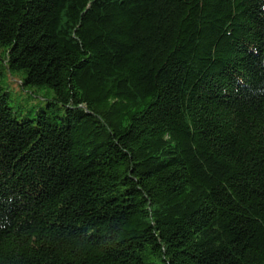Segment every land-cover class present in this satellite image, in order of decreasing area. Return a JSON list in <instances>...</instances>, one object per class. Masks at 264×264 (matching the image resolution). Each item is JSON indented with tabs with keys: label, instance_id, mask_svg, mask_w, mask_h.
Instances as JSON below:
<instances>
[{
	"label": "trees",
	"instance_id": "16d2710c",
	"mask_svg": "<svg viewBox=\"0 0 264 264\" xmlns=\"http://www.w3.org/2000/svg\"><path fill=\"white\" fill-rule=\"evenodd\" d=\"M0 264H264V0H0Z\"/></svg>",
	"mask_w": 264,
	"mask_h": 264
},
{
	"label": "rangeland",
	"instance_id": "374dc122",
	"mask_svg": "<svg viewBox=\"0 0 264 264\" xmlns=\"http://www.w3.org/2000/svg\"><path fill=\"white\" fill-rule=\"evenodd\" d=\"M14 88V87H13ZM43 93V92H42ZM42 93L38 92L36 94V97H33L31 100H30V106H33L35 105L36 107H39L40 104L42 103L43 99H42ZM18 94H29L27 91H23V93H19V88H14L13 92H12V96H13V99L14 101H16L17 99V95Z\"/></svg>",
	"mask_w": 264,
	"mask_h": 264
}]
</instances>
